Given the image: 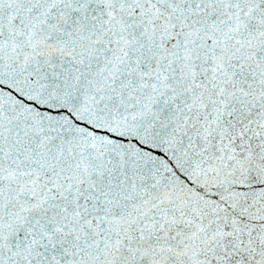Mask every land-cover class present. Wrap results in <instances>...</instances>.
I'll use <instances>...</instances> for the list:
<instances>
[{
  "label": "snow or ice",
  "instance_id": "1",
  "mask_svg": "<svg viewBox=\"0 0 264 264\" xmlns=\"http://www.w3.org/2000/svg\"><path fill=\"white\" fill-rule=\"evenodd\" d=\"M0 264H264V0H0Z\"/></svg>",
  "mask_w": 264,
  "mask_h": 264
}]
</instances>
